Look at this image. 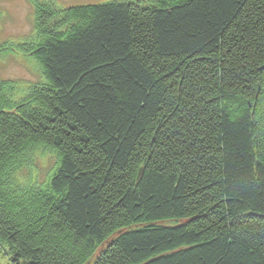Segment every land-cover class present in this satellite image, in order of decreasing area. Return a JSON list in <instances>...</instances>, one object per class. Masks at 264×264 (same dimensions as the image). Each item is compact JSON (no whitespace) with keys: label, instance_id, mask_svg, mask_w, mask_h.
Instances as JSON below:
<instances>
[{"label":"trees","instance_id":"trees-1","mask_svg":"<svg viewBox=\"0 0 264 264\" xmlns=\"http://www.w3.org/2000/svg\"><path fill=\"white\" fill-rule=\"evenodd\" d=\"M142 1L37 5L44 82H0L12 264H264V0Z\"/></svg>","mask_w":264,"mask_h":264},{"label":"rangeland","instance_id":"rangeland-1","mask_svg":"<svg viewBox=\"0 0 264 264\" xmlns=\"http://www.w3.org/2000/svg\"><path fill=\"white\" fill-rule=\"evenodd\" d=\"M30 0H0V49H5L0 56V82L10 80L19 87L17 94L23 95L31 86L44 82L37 61L29 52L22 51V45L28 44L36 37L37 5ZM57 8L70 10L93 6L109 5L114 2H127L134 5L139 12L151 10L148 3L142 0H46ZM21 47V48H20ZM264 69V68H263ZM261 93V92H260ZM257 93L255 101H262L264 95ZM19 95V96H20ZM57 157L42 150L32 155L31 165L17 171L15 179L19 183L45 187L57 170ZM165 226H171L170 223ZM100 252V250H99ZM0 264H12L9 258L0 254Z\"/></svg>","mask_w":264,"mask_h":264}]
</instances>
